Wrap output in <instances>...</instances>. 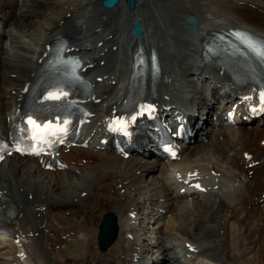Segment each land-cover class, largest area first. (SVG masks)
<instances>
[{
	"label": "bare ground",
	"instance_id": "bare-ground-1",
	"mask_svg": "<svg viewBox=\"0 0 264 264\" xmlns=\"http://www.w3.org/2000/svg\"><path fill=\"white\" fill-rule=\"evenodd\" d=\"M102 1L22 0L24 4L17 7L18 0H0V20L4 25L0 30L2 127L5 116H13L11 108L24 81L31 79V71L45 44L55 35L70 36L73 45L88 58L87 65H92L87 74L101 77L107 84L102 86L103 90H97L96 98L100 101L88 103L95 117L104 106L110 112L116 103L110 102L114 97L111 93L117 92L123 77L128 78L131 56L128 52L137 43L148 52L150 48L158 51L161 73L156 80L164 111L184 104L203 117L209 108L207 102L211 104L205 87L217 85L214 80L217 74L201 63V41L205 34L229 26L264 34L261 1L117 0L113 7L103 6ZM45 2L63 6L47 11L44 20L37 22L38 11H30L26 4ZM19 16H27L36 26L25 28ZM189 17L197 20V34L187 29ZM144 18L149 21L145 23ZM176 19L183 20L184 27ZM138 20L143 28L137 38L131 23ZM11 21L12 27L8 25ZM114 45L116 51L112 50ZM173 45L178 53L173 51ZM189 73L192 77H187ZM97 122L98 119L92 126L98 130ZM263 137L264 128L258 124L217 129L210 135L207 146L202 143L193 150L187 148L181 159L171 164L141 157L122 159L115 154L75 147L64 153L67 169L52 172L39 169L33 158L9 157L6 163H0V190L7 191L14 215H6L3 225L6 231L0 239V264H80L81 261L82 264L158 261L162 264L168 260L188 264L187 258L191 259L193 252L201 253L200 250L208 253L205 264H256L259 258L263 264L264 145L260 143ZM247 154L251 155L249 159ZM170 168L198 174L197 179L206 187L203 195L214 196L217 206L210 215V238L195 236L196 223H202V216L208 211L207 202L181 198L175 203L178 190L173 191L175 186H170L167 175ZM78 173L81 180L75 183L72 177ZM64 174L68 175L66 179ZM107 209L117 216L118 238L106 251H99L98 223ZM136 220L153 223L152 240L136 232ZM243 222L251 227L259 224L262 230L252 233ZM54 243L58 244L54 246ZM51 246L59 250L54 251ZM153 248H156L155 257L142 262L143 254ZM173 248L178 253H172Z\"/></svg>",
	"mask_w": 264,
	"mask_h": 264
},
{
	"label": "rangeland",
	"instance_id": "rangeland-1",
	"mask_svg": "<svg viewBox=\"0 0 264 264\" xmlns=\"http://www.w3.org/2000/svg\"><path fill=\"white\" fill-rule=\"evenodd\" d=\"M50 1H58V0H50ZM252 1H254V2H260V3H262V2H264V0H252ZM152 4V3H151ZM56 5H58V4H55V5H52V3H44V4H39V5H34V6H30V11H32V10H35L38 14L36 15V17H35V19L37 20V22L38 21H42V20H44V18H45V14L47 13V11L49 12V10L50 11H52V10H54V11H56V10H58L59 9V7L60 8H62V4H60V5H58V6H56ZM153 5V4H152ZM151 9H152V7H151ZM9 10V7L8 8H5L4 9V11H8ZM93 10V9H92ZM156 10V9H155ZM19 18H22L21 20H22V22H23V26H24V24L27 26V27H25V28H30V29H33L35 26H36V23H30L29 21L30 20H28V17L26 16V17H22V16H19L18 17V19ZM24 18V19H23ZM145 23H147L146 21H149V19L148 18H144V20H143ZM174 21H178V23L183 27V22H182V20H174ZM165 30V29H164ZM163 30V31H164ZM18 36H20V35H18ZM167 37H168V34H167ZM166 37V38H167ZM2 38H4V36H2ZM182 42V41H181ZM182 43H184V41L182 42ZM172 49H173V51L175 52V53H178V51H177V49L174 47V45L172 46ZM175 49V50H174ZM121 52H119L118 54H120ZM122 56V55H121ZM189 76V75H188ZM220 138H222V137H220ZM223 138H224V136H223ZM209 143H207L205 146H207ZM92 157V159L94 158V156H91ZM92 161H94V163H95V161H96V159L95 160H92ZM91 167L93 166V165H90ZM117 166H120V162L117 164ZM76 172V171H75ZM79 173H80V171H79ZM78 173V175H74L73 177H72V181L73 182H77L78 180H81V173L79 174ZM84 174H85V172H84ZM65 176V179H66V176L67 175H64ZM146 179H150L149 177H147ZM69 181V180H68ZM101 181V180H100ZM99 181V182H100ZM208 211H206L205 213H204V216H202L203 217V222L202 223H200V221L199 222H197L196 223V227H197V231L195 232V236H197V237H199V236H209L208 238H210V232H209V229H208V225L210 224V223H212V219L210 218V215H211V210H214L215 208H216V206H217V202H216V200L214 199V197L212 198V200H210L208 203ZM107 207V206H106ZM106 207L104 208V209H106ZM105 211H108V210H105ZM104 211V212H105ZM103 212V213H104ZM102 213V214H103ZM101 217H102V215H101ZM208 218H210L211 219V221H209V219ZM101 219V218H100ZM141 222H143V220H140ZM209 221V222H208ZM254 223H256V224H258L257 222H254ZM262 224H264V221L262 220ZM143 225H144V223H143ZM243 225L246 227V228H249V230L252 232V233H257V232H260L259 230H262V227L258 224L257 226H252L251 227V224H250V226H248V225H246L244 222H243ZM140 228H143V227H140ZM140 231H139V234L142 236V237H144L145 238V233H144V231L142 230V229H139ZM145 230V229H144ZM63 238H65V237H63ZM117 238H118V236H117ZM73 243H75V242H73ZM56 244H58V243H54V246L56 245ZM54 246L52 247L51 246V248H52V250H54V251H57V250H59V248L58 249H54ZM153 251L152 252H150L149 254H150V256H153V257H155V255L157 254L156 252H155V250H156V248H153L152 249ZM155 252V253H154ZM206 253V252H205ZM202 253H200L199 255H196L195 256V260H194V262L192 263V264H204V262H205V259H206V256H204L203 254L201 255ZM228 258H229V256H228ZM166 259H168L167 257H166ZM90 259H88L87 261H89ZM204 260V261H203ZM257 261L259 260V262L258 263H256V264H262V259H256ZM164 261V260H163ZM171 261L172 260H170L169 262H167V263H162V264H171ZM256 261V262H257ZM93 261L91 260V262L90 263H92ZM83 262L81 261L80 262V264H82ZM92 264H97V263H95V262H93ZM172 264H177V263H172ZM263 264H264V261H263Z\"/></svg>",
	"mask_w": 264,
	"mask_h": 264
},
{
	"label": "water",
	"instance_id": "water-1",
	"mask_svg": "<svg viewBox=\"0 0 264 264\" xmlns=\"http://www.w3.org/2000/svg\"><path fill=\"white\" fill-rule=\"evenodd\" d=\"M116 1L117 0H103L102 4L106 7H112ZM190 24L189 28L196 31V21L191 18ZM133 29L137 35L140 33V28L137 23H134ZM116 231L115 215L110 211L106 212L100 223L98 234L99 246L101 249H105L113 241Z\"/></svg>",
	"mask_w": 264,
	"mask_h": 264
}]
</instances>
